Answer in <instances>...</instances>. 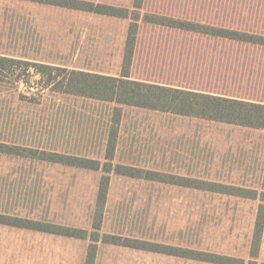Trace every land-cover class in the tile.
Wrapping results in <instances>:
<instances>
[{
	"label": "rangeland",
	"instance_id": "374dc122",
	"mask_svg": "<svg viewBox=\"0 0 264 264\" xmlns=\"http://www.w3.org/2000/svg\"><path fill=\"white\" fill-rule=\"evenodd\" d=\"M86 1L125 8L132 4ZM214 2L213 8L200 12L178 0H147L145 10L222 15L227 6ZM254 5L255 11L264 12V0ZM50 20L33 22L28 4L0 0V55L120 75L128 20L73 11L52 12ZM139 33L132 79L188 86L182 70L190 61L198 70L191 85L206 86L221 73L239 96L264 102V86L249 89L250 80H245L236 89L229 74L237 59L240 72L248 76L251 70L258 81L264 51L148 25H141ZM218 57L225 59L223 69L212 66ZM21 77L25 83H15L12 76L0 81V142L101 160L112 105L36 86L40 77L32 68ZM119 126L114 164L243 187L259 185L264 131L133 107H123ZM99 177L100 172L0 154V213L90 230ZM257 205L254 200L112 175L102 229L247 259Z\"/></svg>",
	"mask_w": 264,
	"mask_h": 264
},
{
	"label": "trees",
	"instance_id": "16d2710c",
	"mask_svg": "<svg viewBox=\"0 0 264 264\" xmlns=\"http://www.w3.org/2000/svg\"><path fill=\"white\" fill-rule=\"evenodd\" d=\"M17 1L128 20L129 23L123 48L121 73L118 77L80 70H67L57 66L35 62L30 63L0 56V81L12 76L15 83H25V79L21 76H23V72H27L32 68L34 74L40 77L36 86L41 84L54 94H62L112 105L102 160H94L67 153L34 150L0 142V154L20 158L25 157L26 159L32 158V160L39 162L100 172L91 229L85 230L53 222L1 213L0 224L88 241L83 264H95L99 243L211 264H264L258 262L264 234V170L262 189L258 191L230 184L192 179L179 175L160 173L154 170L114 164L123 107L139 108L264 131V102L251 97L239 96L237 92H234L235 89L225 84L226 75L220 73L218 76H214L206 86L191 85L192 82H195L194 77H196L198 70L195 68V63L189 61L184 63L182 70L183 76L186 78L185 80L190 84L188 86L132 79L131 77V71L137 56L141 25L199 36L214 43L239 45L264 51V25L259 24L261 21L264 22V12L255 11L254 5L256 1L259 2L261 0H220V2L225 3L227 8L222 15L215 14L213 16H205L201 13L188 14L183 12L173 15L168 12L146 11L147 0H132L130 8L86 0ZM178 1L181 5H184V8L187 5H191V7L199 8L198 11L200 12L202 9L213 8L211 5L215 3V0ZM224 61L223 57H218L212 62V66L216 65V67L223 69ZM237 62L239 60L235 59L234 65L229 66L233 68L232 72L229 70V74H231V82L234 80V88L242 89L245 80L247 82L250 80V85L248 83L246 85L247 87L250 86L249 89L258 90L261 86H264V62H258V72L260 71L262 77L258 78V81L257 79L256 81L255 79L253 80L254 72L251 70L248 76L246 73L240 72L239 65H236ZM258 72L256 77L258 76ZM112 175L258 201L249 245L248 260L245 261L242 258L230 255L198 251L149 240L104 233L102 228Z\"/></svg>",
	"mask_w": 264,
	"mask_h": 264
},
{
	"label": "crops",
	"instance_id": "0c3cea01",
	"mask_svg": "<svg viewBox=\"0 0 264 264\" xmlns=\"http://www.w3.org/2000/svg\"><path fill=\"white\" fill-rule=\"evenodd\" d=\"M18 2H21L23 4H28L30 6L31 21L36 23H40V22L44 24L50 23L51 22L50 16L52 12L54 13L56 11L57 12L71 11L58 7L40 5L25 1H18ZM3 57L19 59L16 57H9V56H3ZM35 63H40V62H35ZM34 150H38V149H34ZM103 155H104V146H103ZM263 170H264V164H263L261 179L258 187H254V188L245 187V188L261 191ZM223 184H228V183H223ZM110 187H111V183H110ZM1 214H6V213H1ZM11 216H18V215H11ZM25 217L30 218L28 216ZM37 220H42V219L39 218ZM102 231L104 232L103 229ZM104 233L116 234L110 231L108 232L105 231ZM116 235H120V234H116ZM251 236H252V232H251ZM132 238H136V237H132ZM250 241H251V237H250ZM87 246H88V241L57 236L53 234H47L43 232L0 224V264H83L86 255ZM224 255H228V254H224ZM242 259H244L245 261L248 260V258L247 259L242 258ZM183 262H188V263L191 262V264H211V263L199 262L195 260L184 259L176 256L163 255V254L130 249L120 246L105 245L101 243L98 244L97 256L95 260V264H183ZM258 262H264V234H263L262 244L260 247Z\"/></svg>",
	"mask_w": 264,
	"mask_h": 264
}]
</instances>
